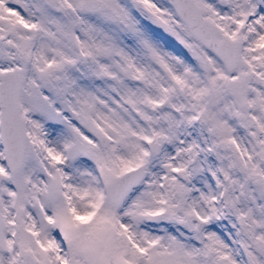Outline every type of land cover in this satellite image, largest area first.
I'll use <instances>...</instances> for the list:
<instances>
[{
	"label": "snow or ice",
	"instance_id": "snow-or-ice-1",
	"mask_svg": "<svg viewBox=\"0 0 264 264\" xmlns=\"http://www.w3.org/2000/svg\"><path fill=\"white\" fill-rule=\"evenodd\" d=\"M0 264H264V0H0Z\"/></svg>",
	"mask_w": 264,
	"mask_h": 264
}]
</instances>
